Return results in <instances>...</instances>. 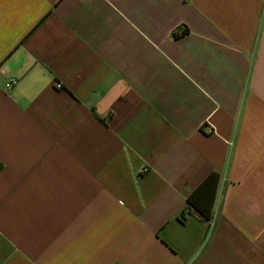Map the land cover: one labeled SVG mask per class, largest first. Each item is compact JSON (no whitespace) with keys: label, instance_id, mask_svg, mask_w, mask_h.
Masks as SVG:
<instances>
[{"label":"crops","instance_id":"0c3cea01","mask_svg":"<svg viewBox=\"0 0 264 264\" xmlns=\"http://www.w3.org/2000/svg\"><path fill=\"white\" fill-rule=\"evenodd\" d=\"M0 264H264V0H0Z\"/></svg>","mask_w":264,"mask_h":264},{"label":"trees","instance_id":"16d2710c","mask_svg":"<svg viewBox=\"0 0 264 264\" xmlns=\"http://www.w3.org/2000/svg\"><path fill=\"white\" fill-rule=\"evenodd\" d=\"M187 33V30H183V34ZM219 180V174L217 172L211 173L191 194L187 199V206L183 210L182 214L194 213L204 221H208L212 215L213 199L216 189V185ZM211 186L212 197L205 198V191Z\"/></svg>","mask_w":264,"mask_h":264},{"label":"built area","instance_id":"2783aa9c","mask_svg":"<svg viewBox=\"0 0 264 264\" xmlns=\"http://www.w3.org/2000/svg\"><path fill=\"white\" fill-rule=\"evenodd\" d=\"M17 82V79L15 78V77H11L10 78V80H9V82L7 83L9 86H11V85H13V84H15ZM57 86L58 87H61V83H57ZM148 168L147 167H145V168H142V170L141 171H145V170H147Z\"/></svg>","mask_w":264,"mask_h":264}]
</instances>
